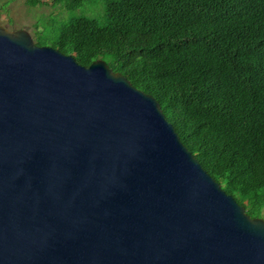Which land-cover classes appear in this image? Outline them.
<instances>
[{
	"label": "water",
	"instance_id": "95a60500",
	"mask_svg": "<svg viewBox=\"0 0 264 264\" xmlns=\"http://www.w3.org/2000/svg\"><path fill=\"white\" fill-rule=\"evenodd\" d=\"M0 264H264V217L155 96L0 24Z\"/></svg>",
	"mask_w": 264,
	"mask_h": 264
},
{
	"label": "trees",
	"instance_id": "16d2710c",
	"mask_svg": "<svg viewBox=\"0 0 264 264\" xmlns=\"http://www.w3.org/2000/svg\"><path fill=\"white\" fill-rule=\"evenodd\" d=\"M86 1L52 3L74 10ZM103 4L100 17L51 15L35 25V42L84 65L102 58L155 96L204 168L248 214L264 217V0Z\"/></svg>",
	"mask_w": 264,
	"mask_h": 264
},
{
	"label": "rangeland",
	"instance_id": "374dc122",
	"mask_svg": "<svg viewBox=\"0 0 264 264\" xmlns=\"http://www.w3.org/2000/svg\"><path fill=\"white\" fill-rule=\"evenodd\" d=\"M82 13L95 17L102 16L104 14L103 0H87L74 10H66L61 5H54L52 0H44L43 4L37 6L28 5L25 0H0V24L8 29L27 28L33 37L37 28L35 25L39 24V27L43 29L47 26V19L51 15L65 18ZM50 31L53 32V29Z\"/></svg>",
	"mask_w": 264,
	"mask_h": 264
}]
</instances>
